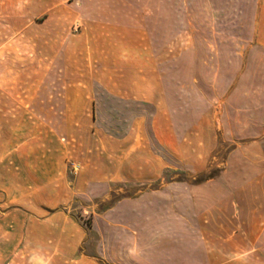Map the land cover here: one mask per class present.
Returning a JSON list of instances; mask_svg holds the SVG:
<instances>
[{
	"label": "crops",
	"instance_id": "1",
	"mask_svg": "<svg viewBox=\"0 0 264 264\" xmlns=\"http://www.w3.org/2000/svg\"><path fill=\"white\" fill-rule=\"evenodd\" d=\"M155 1L0 0V116L25 117L14 129L23 138L0 153V217H17L21 228L1 237L9 250L0 261L100 264L80 253L84 239L63 213L75 192L118 178L154 181L165 170L201 175L212 162L218 102L212 87L208 100L163 71L187 66L188 49L160 43L175 15L156 12ZM177 16L185 35L188 15ZM26 50L50 68L35 83L51 86L29 95L26 64L10 59ZM27 116L66 117V125L40 121L27 134ZM123 132L133 141L126 153ZM68 163L78 168L72 188ZM194 201L196 264H264V156L227 158L217 178L195 185Z\"/></svg>",
	"mask_w": 264,
	"mask_h": 264
},
{
	"label": "rangeland",
	"instance_id": "2",
	"mask_svg": "<svg viewBox=\"0 0 264 264\" xmlns=\"http://www.w3.org/2000/svg\"><path fill=\"white\" fill-rule=\"evenodd\" d=\"M151 7L175 15V19H166L171 35L157 37L160 43L169 41L176 46L185 42L188 49L187 66L163 71L172 82L186 77L188 92L199 87L208 100V91L213 89V101L218 102L210 132L215 143L213 160L201 175L193 168L165 170L154 181L118 178L92 182L75 192L63 213L84 239L80 253L100 264H134L133 259L153 254L160 260L169 257L170 264H196L201 251L195 233V185L217 178L227 158L264 156V0H156ZM183 12L188 15L187 30L180 36L177 15ZM10 59L26 64L28 95L51 86L35 83L50 68L48 61L37 62L33 51L11 52ZM24 118L0 116V153L9 138L12 146L23 138L24 132L14 129ZM26 120L27 134L40 121L66 125V117L61 116H27ZM121 134L122 153L130 152V133ZM77 172L76 166L67 164L70 188ZM20 230L17 217H0V241L1 237H17ZM5 248L8 251L9 245L0 242V252Z\"/></svg>",
	"mask_w": 264,
	"mask_h": 264
}]
</instances>
